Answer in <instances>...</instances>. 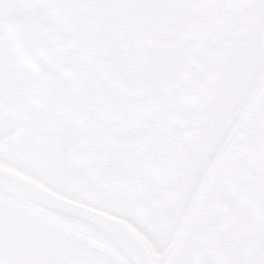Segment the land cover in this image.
I'll return each instance as SVG.
<instances>
[{
  "label": "snow or ice",
  "instance_id": "snow-or-ice-1",
  "mask_svg": "<svg viewBox=\"0 0 264 264\" xmlns=\"http://www.w3.org/2000/svg\"><path fill=\"white\" fill-rule=\"evenodd\" d=\"M184 10L195 17L223 10L246 26L244 47L229 61V82L206 70L218 44L201 39L195 25L185 45L163 53L137 46L143 15ZM233 85L252 93L242 121L252 133L243 144L260 161L253 193L264 212V0H0V161L18 173L0 167V264H93L57 238L65 220L90 229L100 246L94 264H111L113 256L137 264L143 243L128 228L38 185L76 199L61 160L68 154L79 166L82 156L100 151L135 185L167 189L199 158ZM157 126L159 138L150 139ZM87 163L96 192L93 160ZM82 202L141 224L99 197ZM243 264H264V239Z\"/></svg>",
  "mask_w": 264,
  "mask_h": 264
},
{
  "label": "flooded vegetation",
  "instance_id": "flooded-vegetation-1",
  "mask_svg": "<svg viewBox=\"0 0 264 264\" xmlns=\"http://www.w3.org/2000/svg\"><path fill=\"white\" fill-rule=\"evenodd\" d=\"M165 14L167 15L164 16L163 14H161V11H153L143 15L141 19L137 21L138 24H142L144 26V30L141 32V34L138 36L136 40V44L138 47L149 50H155L163 53L168 49L185 45L187 41L185 40L184 37L194 25L201 30L202 33L201 39H206L209 36L212 37V28L209 22L205 20V17H203L204 14H201L199 17H195L193 12L188 10H184L182 13H178V14L168 13V12ZM162 16L165 18V22L163 23L164 25H161ZM171 26L173 33L171 37H169V40L160 41L158 37L161 34L160 33L161 28L171 27ZM113 28L117 32L120 31L119 25H113ZM244 34H246V32ZM241 35H242L241 33H235L232 36L234 39V41H232L233 42L232 46L234 45L236 38H239ZM174 36L179 38H174ZM121 38L122 39L124 38L123 33H121ZM242 43L245 44V42ZM244 44L241 46V48L244 47ZM232 46L230 47L229 44H227L226 46L222 45L221 48L225 49V53H221V54L217 52H212L211 50L209 53V58H211L212 56L213 57L216 56L217 58L221 57L223 59L225 58L232 59V57H234L235 54L239 51L237 48H232ZM207 65L205 66V68L207 67ZM229 67L230 66H228V64H225L222 67L221 72L214 76L218 77L220 80L225 81V83L229 82L230 79L222 78V74H224L225 76H230L231 78L230 75L231 72L228 71ZM155 78L157 80L159 79L158 76H155ZM234 88L239 89V91L244 89L243 87H237L234 85L229 87L228 95L225 100L224 106L220 109L218 113V118L213 122L212 127L209 129L207 134V139L205 140L204 144L201 145L200 148L198 149L199 158L192 163L193 166H190L188 171L182 177L176 178L174 180L171 179L167 189L157 190L154 189L153 187H150V185H139V186L136 185L130 189H123L118 187H111L108 184L103 183V185L106 186L105 189H111L112 191H115V195L114 194L113 195L116 198L120 196V193L128 194L125 197L124 195L120 196V199L114 200L115 202H113L110 206L117 205L119 206V209L121 211L126 212L128 214H131L130 212H132L133 214V212H135L133 211L134 207H136L137 209L136 215L141 220L140 226L137 227L145 235H147L146 234L147 230L143 228V222H142L143 212L141 208L151 210L153 212L152 214L154 215V220L157 223L159 224L162 223L163 225L166 222L171 223L172 225L170 229H168L167 231L165 230L168 236L165 235L166 237L162 238L163 242L169 241V239L170 240L172 239L171 242L174 240L180 226H182L185 217L188 216L186 223L182 228L177 244L179 243L180 238L183 235H185V233L188 231H191L190 234L193 233L194 237L198 235V239L204 236L207 250L210 253L208 254L214 257L216 264H235L230 254L225 249L227 231L229 230L228 233L231 236L235 237L234 226L232 224L230 226H225L223 222L224 219L222 221L220 220L221 215L219 214L218 210L214 212L209 208H207L206 206H202V204H200L202 206L201 209L197 206V204L200 201V199L202 201L204 200V198H201L202 196L206 195L211 199L215 198L216 193L214 191L213 192L211 191L212 187H210V182L212 179H214L216 176L219 175L220 172L219 170L221 169L220 166L223 163L228 162L230 158H232L233 162L239 164L237 167L234 168V182L236 180V176L238 175L240 177L250 176L253 177L256 181L258 165L260 163V161H257L253 166H251V164L253 163H251L252 161L249 160H253L254 158H252L251 156L246 157L244 155H241V147L243 145V142L248 137H250L252 133V129L242 127V121L244 118L242 119L241 122L240 119L244 110L246 109L250 100L252 99V93L248 92L246 94L244 92L240 96L239 94H241V92H236L235 94L234 92L232 93V90ZM154 111L156 112V118L159 119V110L154 109ZM160 134H161V127L157 126L149 138L150 139L159 138ZM88 159L93 160L95 174L98 173L97 167L98 164L101 162L99 151L93 153L91 157H88L87 155L82 156L81 163L79 164V166L73 165L72 157L70 155L68 154L64 155V157L61 160V168L63 170L66 183H69V181L73 179H76L77 183H79L78 180H82V178L79 177L81 174L79 175L77 170L80 171V169H83L80 172L81 173L83 172L82 174L87 178L86 174H88V163H87ZM214 164L216 165L214 167L212 175L204 185L194 206L191 207L193 199L195 198L202 182L204 181V179L206 178L207 174L210 172ZM200 172H203L204 175L201 179L199 186H197L195 188L196 190L193 191L192 187H194L196 183V178L199 176L198 174ZM176 184L178 185L181 184L182 186L180 187L179 185L178 188L172 190V185H176ZM150 188L153 189V191L147 193L148 196L146 198L145 192L150 191ZM179 189L180 191L178 193ZM74 191L77 195L76 200L83 201L84 200L83 195L77 194V191L75 189ZM107 196L110 197L111 194ZM157 196H159L160 199H157ZM211 199L210 201L206 199L205 200L208 203H211ZM161 200L163 201L162 206H161ZM188 200L190 201L188 205H186V201ZM152 204H153V208H152ZM245 209H247L250 212L251 218L253 217L254 224L256 223L264 239V219H257L254 216L253 210L249 206L245 205ZM180 217L181 220L178 221ZM201 232H203L204 235H202ZM250 236L251 233L247 234L248 238H251ZM67 238H69V236H67ZM85 238L92 240L87 235ZM72 245L73 243L72 244L67 243L66 245L64 244L65 247L72 248V252H71L72 255L83 259L85 262H93L94 264L96 257L100 253V251H95L94 249L88 250V248L87 250L80 249L78 251ZM176 247L174 248L173 252L169 255V257L173 255V253L176 250ZM180 258L182 259L183 257L180 256ZM111 264H120V261L113 256L111 260Z\"/></svg>",
  "mask_w": 264,
  "mask_h": 264
},
{
  "label": "rangeland",
  "instance_id": "rangeland-1",
  "mask_svg": "<svg viewBox=\"0 0 264 264\" xmlns=\"http://www.w3.org/2000/svg\"><path fill=\"white\" fill-rule=\"evenodd\" d=\"M167 12L161 11V14L164 16ZM182 13V12H181ZM205 17V20H207L212 28V37L215 39V41L218 44V47L212 52L217 53H225V49L221 48L222 45L226 46L227 44L232 46L233 35L235 33H241L242 35L239 38H236L234 45L232 48H237L238 50L241 48V46L244 44L242 42H245V32H246V26L244 24H239L236 21L232 19L230 15L225 13L223 10H210L206 14L203 15ZM165 18L162 16L161 19V25H164ZM159 35L160 41H168L169 37L172 35V26L171 27H162ZM229 59H223V58H217L216 56H212L209 58L207 70L212 71L214 75H217L221 72L222 67L225 64H228L230 66ZM231 75V74H230ZM221 78V76H220ZM222 78L231 79L230 76H225L222 74ZM234 94L236 92H241L239 94L240 96L242 93L245 92V90H240L237 88H234L232 90V93ZM248 100V99H247ZM249 101V100H248ZM232 155V154H231ZM241 155H244L246 157H252L254 158L252 161L251 166L255 164L258 160L256 159L255 152L250 148H245L244 144L241 147ZM231 161V162H230ZM248 161V162H249ZM239 164L232 161V158L228 162L223 163L219 170V175L216 176L214 179L210 182V187H212V192L214 191L215 198L211 199L210 197L202 196L201 198H204L202 201L198 202L197 206L202 209V206H206L212 211H219L220 220L222 221L224 219L225 226H230L231 224L234 226V232L235 237L231 236L228 233V227H227V238L225 243V249L230 254L233 262L235 264H243V260L245 256L248 254V252L256 246L258 242H260L263 239V235L260 233L256 223L254 224L253 217L251 218L250 212L245 209V205L241 203L239 198L236 195L235 191V182H234V168L237 167ZM191 166H193L191 164ZM83 168V166H82ZM85 168V166H84ZM201 168V167H200ZM83 169H80L82 171ZM79 177L82 178V180H78L79 183H77L76 179L70 180L69 184L72 185L73 189L77 191V194L83 195V199H95L99 197L102 199L107 206H110L114 200L120 199V196H127L128 194L120 193V196L117 198L114 197L115 191H112L111 189H105L106 186L103 185L99 175L96 173V192H92L89 188L88 184V174H86L87 178L79 171ZM199 176L196 178V183L194 185L193 191H195L196 187L199 186L201 179L204 175L203 172H200L198 174ZM176 178H173V180ZM182 184V183H181ZM181 184L180 187L182 186ZM178 185V187H179ZM184 185V184H183ZM213 185V186H212ZM152 187V186H150ZM189 189V188H186ZM153 191V189L150 188V191L145 192V197L147 198L149 192ZM180 189L178 190L179 193ZM183 192V191H182ZM184 193V192H183ZM111 194L110 197L107 195ZM114 194V195H113ZM209 194V193H208ZM207 194V195H208ZM219 194V196H218ZM178 197V196H177ZM149 198V197H148ZM210 201L211 203H208L206 200ZM190 200L186 201V205H188ZM117 202V201H116ZM202 204V206L200 205ZM218 204V205H217ZM153 208V204H152ZM143 212V228L147 230V238L150 240V243L152 246H154L158 251V253H162L165 248L168 247V245L171 243V240L163 242L162 238H165L168 234L166 231L170 229L171 223H165L164 225L162 223H157L154 220L153 212L148 209L141 208ZM132 214V212H130ZM133 214H137V212H133ZM167 214V213H166ZM153 220V221H152ZM181 220V217L178 221ZM231 221V222H230ZM63 223L66 225L67 230H61L57 234V238L62 241L65 245L72 244L76 248V250H91L94 249L95 251H100V246L98 243L91 238L89 235L90 230L84 228L83 226L73 223L69 220L63 221ZM166 230V231H165ZM191 231H188L180 238L179 243L177 244L176 250L173 253V255L166 259L164 264H216V261L214 260V257L212 255H209L210 253L207 250V246L205 243V237H200L198 239V235L194 237L193 233L190 234ZM202 235H204L203 232H201ZM251 233V238L247 237V234ZM89 236L92 240L85 238ZM69 236V238H67ZM248 240V241H246ZM155 241V243H154ZM75 243V244H74ZM158 244V245H156ZM209 253V254H208ZM180 256L183 258L181 259Z\"/></svg>",
  "mask_w": 264,
  "mask_h": 264
},
{
  "label": "water",
  "instance_id": "water-1",
  "mask_svg": "<svg viewBox=\"0 0 264 264\" xmlns=\"http://www.w3.org/2000/svg\"><path fill=\"white\" fill-rule=\"evenodd\" d=\"M249 104L246 110L244 111V113L242 114L240 122L244 118L245 114L247 113ZM99 153L101 157V162L99 163V166H98V173L104 182H106L110 186L119 187L123 189H130L136 186L132 178L124 175L122 169L119 166L111 164L102 152L99 151ZM0 167L5 168L6 170L10 172H13L14 174H18L16 172V169L10 167L8 164L2 161H0ZM213 169L214 167L209 172V174L206 176L204 183L209 178ZM32 182L35 183V181H32ZM254 182H255L254 178H251V177L241 178L237 176V179H236L237 191L242 201L253 208L256 218L264 219V212L258 209L257 204L254 199V193H253ZM203 185L201 186V189L203 188ZM38 186L41 187L42 190L49 192L51 195L55 196L56 199L64 201L65 204L70 205L73 208L83 209L89 213H92L95 216L104 217L107 220L113 221L117 224L124 225L126 228H128L143 243V250L135 254L137 264H163L164 259L174 248L178 240V236H177V238L174 240V242L171 244L168 250L165 251V253H163L161 256H159L157 253H155V251L153 250L152 246L150 245L146 237L128 220L109 215L107 212L101 209L89 207L88 204H85L81 201H77L74 199H67L65 196H61V195H58L57 193L51 192V190L43 184H40ZM196 198L197 196L195 197L192 205L195 203ZM69 221L79 224L83 226L84 228L90 230L87 225L82 224L79 221H76V220H69ZM117 239L119 238L117 237ZM120 243H121V246H125L123 241H120Z\"/></svg>",
  "mask_w": 264,
  "mask_h": 264
},
{
  "label": "trees",
  "instance_id": "trees-1",
  "mask_svg": "<svg viewBox=\"0 0 264 264\" xmlns=\"http://www.w3.org/2000/svg\"><path fill=\"white\" fill-rule=\"evenodd\" d=\"M136 210H137L136 207H134V210L133 211H136ZM65 248L68 249L70 252H72V248L71 247H65Z\"/></svg>",
  "mask_w": 264,
  "mask_h": 264
}]
</instances>
